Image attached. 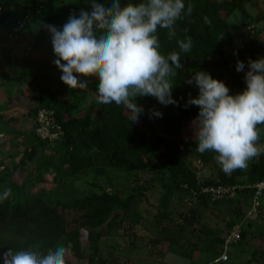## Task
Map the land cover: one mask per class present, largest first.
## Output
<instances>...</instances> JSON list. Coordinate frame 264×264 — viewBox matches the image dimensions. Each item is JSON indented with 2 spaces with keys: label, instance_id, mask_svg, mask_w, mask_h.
I'll use <instances>...</instances> for the list:
<instances>
[{
  "label": "rangeland",
  "instance_id": "obj_1",
  "mask_svg": "<svg viewBox=\"0 0 264 264\" xmlns=\"http://www.w3.org/2000/svg\"><path fill=\"white\" fill-rule=\"evenodd\" d=\"M236 1L242 2L248 17L236 10L226 20L229 41L224 49L227 65L223 82L230 94L241 92L246 86L244 72L235 70L237 60L247 66L249 58L264 57V0ZM81 9L90 10V4L85 0H14L13 23L3 45L12 52L19 67L30 66L38 73L50 97H60L65 102V119L90 118L89 130H93L100 127L97 113L101 103L95 94L97 77L93 74L85 78L88 86L83 90H70L64 85L61 72L53 63L56 57L51 34L44 27L51 24L60 28L71 14H78ZM40 36V46L34 50ZM184 68L183 77L189 78ZM197 95L198 89L192 85L191 97ZM31 96L17 75L0 71V192L11 189L5 200H20L30 207L29 218L35 221L28 226L33 228L43 209L68 205L75 207L74 214H80L85 211L81 207L83 200L105 193L117 200L119 225H110L112 214L69 236L63 233L52 242H38L27 233L25 237H15L8 233L10 227L0 226V254L9 248H35L43 253L61 244L66 249L68 264H217L222 255L228 257V262L222 264H264V197L257 209L252 210V197L241 190L250 186L246 176L236 179L240 189L232 200L216 201L204 189L195 193L176 187L165 171L105 170L100 165L75 175H70L66 166L56 170L50 164L60 162L57 154L63 143L62 134L53 128V115L43 116L46 120L41 121L42 115L31 112L32 107L27 104ZM135 102L142 106L137 98ZM143 109L139 119L146 136L147 150L140 155L144 161L148 155L154 160L159 151L167 148L177 152L199 182L218 177L221 167L216 159H210L211 151L203 154L196 151L194 120L183 125L177 123L176 128L182 127L185 134L175 136L156 116ZM188 110L198 115L197 106L188 104ZM40 129L44 131L42 134ZM257 130V144L264 149V124L257 125ZM152 132L159 134L155 136ZM154 137L159 144H155ZM32 150H36L35 157L23 166V155ZM83 150L70 148L72 154L94 162L96 149ZM258 159L259 156L250 159L242 172ZM128 199L130 202L121 213ZM234 230L238 239L225 248V241Z\"/></svg>",
  "mask_w": 264,
  "mask_h": 264
},
{
  "label": "clouds",
  "instance_id": "obj_2",
  "mask_svg": "<svg viewBox=\"0 0 264 264\" xmlns=\"http://www.w3.org/2000/svg\"><path fill=\"white\" fill-rule=\"evenodd\" d=\"M90 10L71 14L58 28L45 25L51 34L53 61L61 72L60 80L70 90L87 89V77H97L96 91L101 104L123 105L129 120L136 122L144 109L136 97L151 96L162 105L179 106L173 97L174 78L182 69L179 52L160 51L158 29H166L169 39L176 37V22L192 12L185 0H85ZM204 22L211 21L205 17ZM180 52L191 51V37L177 40ZM235 54V53H234ZM237 72H244L245 88L230 94V89L206 70L195 71L186 83L198 89L187 104L197 106L196 151H213L225 173L242 169L261 149L257 125L264 124V57L237 60ZM152 115L161 117L156 110ZM11 189L0 192V202ZM66 249L61 244L43 253L28 248L0 254V264H66Z\"/></svg>",
  "mask_w": 264,
  "mask_h": 264
},
{
  "label": "trees",
  "instance_id": "obj_3",
  "mask_svg": "<svg viewBox=\"0 0 264 264\" xmlns=\"http://www.w3.org/2000/svg\"><path fill=\"white\" fill-rule=\"evenodd\" d=\"M188 4H191L192 12L176 22L175 38L169 39L166 29H158L160 51L164 55L169 52H179L181 63L185 67L184 70H188L189 76L195 71L206 70L211 73L213 78L223 81V71L227 65L224 49L229 41L226 20L236 10L245 17H248V14L242 2L236 0H185L186 8ZM13 5L14 0H0V71L17 75L28 87L32 96L28 98L27 104L32 107L33 114L53 113L54 122L60 128L63 143L59 154H57L60 162L50 164L51 168L55 167L57 170L66 166L70 175H75L95 165H100L105 170L165 171L170 182L176 187H183L195 193L200 192L203 188L239 185L236 179L240 176H246L250 186L264 180L263 154L259 155L258 161L250 164L245 173L241 169L229 173H225L221 169L215 180L206 182H199L196 175L181 161L174 150L162 149L154 160L148 155L144 161L140 156L147 150L143 122L140 119L131 122L130 114L123 105L101 104L97 113L100 127L93 130H89L90 118L65 119L64 114L67 111L65 102L60 97H50L44 84L39 81L38 73L30 66L19 67L12 52L3 45L4 39L12 27ZM205 17L211 21L210 24L204 22ZM49 21L50 17L46 19V23L48 24ZM186 37H191L193 44L190 52L183 53L180 52L177 40H184ZM41 39L40 36L38 42L34 44V50L36 46V49L39 48ZM182 70H177L178 74L172 78L174 86L172 95L179 102V106L162 105L151 96L136 97L146 111L161 112L162 116L157 118L167 127L168 132L175 136L185 134L182 127L176 128L177 123L183 125L190 120L195 121L197 117L195 111L188 110L187 101L192 95V85L185 82L188 78L183 77ZM152 134L156 136L159 132H152ZM154 142L159 144L157 137H154ZM70 148L72 150L73 148L85 149L83 151L86 152L96 149L95 161L93 162L88 157L83 158L72 154ZM35 154L36 150H32L23 155L22 165H27L32 161ZM216 155L211 151L210 159H216ZM241 190L248 191L252 197L253 190L248 188ZM129 202L130 199L124 202V206L120 209L121 213L126 210ZM116 205L117 200L105 193L97 198L83 200L81 207L85 211L80 214L78 212L74 214L75 207L73 206L55 205L49 209H43L36 220L37 224L30 228L28 223L35 221V218H29V214L32 215L30 207L20 200L14 202L4 200L0 202V215H2L0 216V226L10 227L8 233L15 237H25L27 233L35 237L34 240L38 242H52L63 233L69 236L82 227L102 222L104 218L112 214L114 216L110 225L118 227ZM66 264L68 263L66 262Z\"/></svg>",
  "mask_w": 264,
  "mask_h": 264
},
{
  "label": "built area",
  "instance_id": "obj_4",
  "mask_svg": "<svg viewBox=\"0 0 264 264\" xmlns=\"http://www.w3.org/2000/svg\"><path fill=\"white\" fill-rule=\"evenodd\" d=\"M48 114L53 115L52 112H39L37 115L39 116L42 115L40 120L45 121L46 117H43V116H47ZM53 128L54 130H56L57 132H60L61 134L60 128L55 124L54 121H53ZM43 132L44 131L42 129L39 130L40 134H42ZM203 189L206 190L207 193L210 194L211 197L216 201H229V200H232L236 196V192L237 190L240 189V186L234 185V186H228V187H209V188H206V189L203 188ZM248 189L253 190L252 210L255 211L257 207L259 206L260 199L264 197V180L252 186H249ZM235 239H238L236 230H234L231 236L227 238V240L225 241V248H227L230 242L236 241ZM227 262H228L227 255H222L219 261L218 260L216 261L217 264H222V263H227Z\"/></svg>",
  "mask_w": 264,
  "mask_h": 264
}]
</instances>
